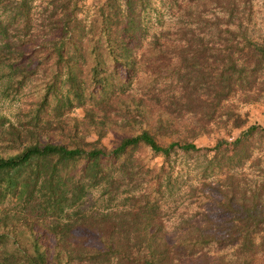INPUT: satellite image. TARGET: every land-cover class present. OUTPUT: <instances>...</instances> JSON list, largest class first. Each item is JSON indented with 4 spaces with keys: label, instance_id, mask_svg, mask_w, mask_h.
<instances>
[{
    "label": "trees",
    "instance_id": "trees-1",
    "mask_svg": "<svg viewBox=\"0 0 264 264\" xmlns=\"http://www.w3.org/2000/svg\"><path fill=\"white\" fill-rule=\"evenodd\" d=\"M32 1L0 0V68L33 73L38 66L34 59L43 56L54 59L62 79L61 87L53 82L47 87L39 104L43 115L34 125L9 130L0 117V141L8 134L16 145L12 152L0 153V264H181L182 249L175 239L193 236L194 242L226 243L239 249V255H252L259 245L254 236L259 229L264 232L262 178L258 186L252 183L254 188H246L247 180L240 185L229 172L210 179L214 168L246 156L240 135L230 143L227 157L216 143L197 183H184L181 189L197 204L206 196L222 211L235 212L227 231L221 237L199 232L191 221L198 210L176 213L171 221L165 213L180 191L171 155L200 150L189 141L157 140L171 134L172 114L184 109L195 115L200 108L197 90L206 71L199 65L205 49L200 48L196 13L188 11L191 20L182 26L149 34V0H104L89 22L77 15L80 0H44L35 5L37 13ZM218 4L228 16L222 22L226 31L235 36L234 0ZM227 50L213 78L211 113L230 94L250 87L264 66L262 42L249 41L244 56H236L232 46ZM152 55L168 60L163 95L162 89L154 90L149 74H137L139 63L149 62ZM133 82L136 89L125 93ZM49 96L57 104L46 106ZM74 106L83 115L65 125L62 116ZM118 120L130 133L106 147L101 140L116 130ZM239 124L235 115L232 126ZM204 126L198 123L192 131ZM58 128L66 129L69 141L48 138ZM255 130L257 125L251 124L242 135ZM90 133L95 139L85 141ZM140 146L160 154L162 164L143 165L134 154ZM91 190L98 192L96 208L80 207Z\"/></svg>",
    "mask_w": 264,
    "mask_h": 264
},
{
    "label": "rangeland",
    "instance_id": "rangeland-1",
    "mask_svg": "<svg viewBox=\"0 0 264 264\" xmlns=\"http://www.w3.org/2000/svg\"><path fill=\"white\" fill-rule=\"evenodd\" d=\"M44 0H33L34 11L37 13V7ZM104 0H80L78 17L84 22H89L94 17L95 8ZM149 0V14L147 20L149 34L157 29H165L167 27H178L187 23L188 11L196 13L197 36L200 40L201 55L199 65L202 71H206V78L200 81L197 90V100L199 110L197 114L191 115L184 109H180L178 114H172L174 127L171 134L164 138L157 137L158 142L168 143L178 140L192 142L198 150L189 155L181 153L172 154L171 160L173 165V175L180 183V191L176 200L171 202L166 215L170 216L168 221H171L172 215L176 213L190 214V211L198 210L196 216L191 217L192 223L198 225L199 232L213 233L217 237H221L227 231V227L231 224V219L236 217L235 212H224L219 207H216L212 199L202 196L199 204L195 202L193 197L182 193L184 183H197L198 172L205 165L206 159L213 155V147L216 143H220L219 152L224 153V157L232 154L230 151V143L237 137L242 136L241 140L244 143L242 146L245 157H240L239 161H228L227 166L222 169H213L211 180L216 181L222 177L223 172L233 173L242 182L247 180L246 188H254L255 185L264 183V66L256 72V77L250 84V87L237 90L234 94H230L222 104L220 110L210 112V103H214V80L213 78L218 71L219 61L221 57H226L228 48L232 46V50L236 56H244L247 53L249 41L264 43V0H234V12L231 19H236L237 27L235 36L226 31L225 25L222 23L228 16L221 12L223 5H219L230 0H193L192 2L185 0ZM233 1V0H231ZM227 48V49H226ZM224 49V50H222ZM217 53L222 54L220 57ZM46 56V55H45ZM152 58L149 62H140L137 68V74L147 73L150 78V83L155 91L160 90V95H163V90L166 92L168 85L165 79L166 67L168 60L164 56L161 59ZM36 59V60H35ZM34 59L35 71L33 73L27 71H18L13 73L7 68H0V117H4V125L9 130H22L30 127L38 120L37 117L43 115V111L39 107L44 93L50 83H56L59 88L62 77L58 73V69L53 58L44 60V57ZM226 61V60H225ZM223 60V63L227 65ZM86 63L83 71L88 69ZM252 60H250V64ZM208 73V74H207ZM206 79V81H205ZM166 80V81H165ZM143 79L138 87H143ZM169 81V80H168ZM63 87H64V83ZM166 85V87L164 86ZM65 89V87H64ZM136 89V83L133 82L127 87L129 90ZM163 97V96H160ZM211 101V102H210ZM48 105L54 106L57 104L55 100L49 96ZM45 109V108H44ZM83 111L81 107H71L67 113L62 116L65 125H72L75 119H81ZM237 115L240 124L238 127H233V118ZM119 120L113 125L116 129L108 132L101 142L106 147L114 146L122 135L129 132V126L121 127ZM198 123L205 125L198 133L193 127H198ZM256 124L257 130L242 135V132L251 125ZM196 125V126H195ZM23 131V130H22ZM247 132V131H246ZM5 139L0 141V153L5 154L16 149V145L11 141L10 135H5ZM49 139L52 141H69L67 138L66 129L50 130ZM43 139V136H42ZM95 136L93 133L85 136V141H93ZM136 157H139L140 162L147 167H158L162 164L163 157L160 154L153 153L148 147L140 146L134 151ZM183 181V182H182ZM258 186V185H257ZM264 191V187L262 188ZM96 190H91L84 197L81 203L82 208L89 209L94 206V198L97 196ZM188 193V192H187ZM264 195V194H263ZM166 207V204L164 205ZM186 207L183 210V207ZM187 210V211H186ZM259 228V227H258ZM169 233L173 234L172 226L167 225ZM258 230V229H257ZM195 237L183 242L175 239V243L182 249L180 253L181 264H243L242 260L248 261L247 264H264V232H257L254 236L257 245L255 252L252 255L244 256L243 253L238 254L237 248L226 243L213 242H194ZM191 252V256L187 253ZM242 257H246L244 259ZM221 258V259H220ZM249 258V259H248Z\"/></svg>",
    "mask_w": 264,
    "mask_h": 264
}]
</instances>
